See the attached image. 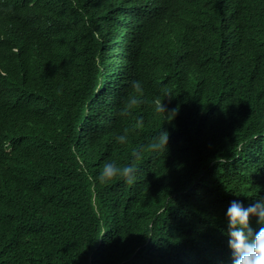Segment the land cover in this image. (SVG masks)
Returning <instances> with one entry per match:
<instances>
[{
	"label": "trees",
	"instance_id": "obj_1",
	"mask_svg": "<svg viewBox=\"0 0 264 264\" xmlns=\"http://www.w3.org/2000/svg\"><path fill=\"white\" fill-rule=\"evenodd\" d=\"M6 1L0 151L10 160L0 162V264H223V203L263 191L264 98L253 109L223 104L218 93L233 77L225 70L245 65L255 74L259 64L253 91L264 88V0H26L18 9ZM75 7H83L77 21ZM117 47L120 72L103 73L98 86L94 58L113 65ZM133 81L142 103L121 116ZM157 98L169 114L155 112ZM192 111L208 112L205 128L228 135L183 145L179 125ZM125 129L128 143L118 144ZM161 130L167 151H145L138 167L152 166L131 186L95 180L106 161L130 163ZM207 240L212 251L199 261Z\"/></svg>",
	"mask_w": 264,
	"mask_h": 264
},
{
	"label": "clouds",
	"instance_id": "obj_2",
	"mask_svg": "<svg viewBox=\"0 0 264 264\" xmlns=\"http://www.w3.org/2000/svg\"><path fill=\"white\" fill-rule=\"evenodd\" d=\"M6 1L7 5H11L14 9H18L23 6L21 0ZM64 2V1H63ZM60 7L66 6L59 5ZM17 7V8H16ZM77 8V7H75ZM83 7L77 8L73 12H69L70 15L77 14L79 17L80 11ZM125 30L128 31L129 21L125 24ZM90 30V29H89ZM91 31V30H90ZM92 32V31H91ZM94 32V31H93ZM93 36L99 39V46L101 47V40L99 32H94ZM130 38V37H128ZM175 39H168L172 41ZM211 37H208L206 42H210ZM219 49H225L226 46L220 43L217 46ZM115 59L106 58L105 62H102L101 57L97 55L94 59L97 64V85H100V79L103 81V73L110 74L109 70L114 69L120 72L119 59L122 56L120 49L115 50ZM264 60V56L261 59ZM232 61V60H231ZM230 61V63H231ZM237 66H241L244 63L241 61H233ZM229 63V64H230ZM255 68V74H250L247 71L246 65L242 68H235L232 70H225V75L233 74L231 81H227L225 78L224 83L218 93L219 100L225 104L232 102L234 104L246 102L250 108L256 109L258 101L264 98V88L253 91L255 86L259 84L262 79L258 77L259 64L253 66ZM264 69V67H263ZM245 70L249 79L252 82H247L244 79L242 71ZM226 77V76H225ZM238 77L239 80L235 81ZM257 78V81H253ZM132 93L124 101V105L119 113L121 116L129 115L132 110L142 103L143 87L139 81L132 82ZM97 95V94H96ZM99 98L101 95H98ZM164 99L157 98L155 103V112L169 114L166 106L163 103ZM264 115V110L259 111ZM85 111L84 116L87 115ZM175 115V111L170 112ZM208 116V112L199 113L187 112L184 113L179 125V138L183 145L189 143H205L211 139L220 141L225 138L229 133V128L219 127L214 132H210L205 128V119ZM82 120L78 122V128L81 127ZM142 121H137V125ZM239 127V126H238ZM241 128V127H239ZM253 138L260 140L258 130H248ZM129 129H125L124 133L115 137L118 144L124 145L128 143ZM169 140V133L167 131H160L157 137H154L147 145L141 146L139 149H133L131 152V161L128 164L120 165L116 161H106L99 171L95 180H99L101 184H106L114 179H122L127 186H131L138 178L147 171L151 166L138 167V161L142 159L143 153L149 151L152 153H163L167 151ZM9 152V149L6 150ZM0 151V162H4V167L9 163V158H3ZM220 163H227L223 158H219ZM3 167V168H4ZM264 169V168H263ZM259 174H262V170ZM89 181L95 182L94 178L89 175ZM262 188V194L260 195H241L227 202L223 203L222 210V223L219 227V232L222 236L223 247L227 252V259L223 264H264V182H258ZM213 242L207 240L200 242L196 249V257L199 261H205L208 259L209 254L212 251Z\"/></svg>",
	"mask_w": 264,
	"mask_h": 264
},
{
	"label": "rangeland",
	"instance_id": "obj_3",
	"mask_svg": "<svg viewBox=\"0 0 264 264\" xmlns=\"http://www.w3.org/2000/svg\"><path fill=\"white\" fill-rule=\"evenodd\" d=\"M8 1V0H7ZM9 1H12L13 2V4L15 5V2L13 1V0H9ZM22 1V3H23V5L25 4V2H26V0H21ZM72 3H73V5H77V2H76V0H72ZM59 5H64V2H63V0H59ZM16 6V5H15ZM17 8V7H16ZM71 17H72V19H73V21H77V18H78V15L75 13V14H72V15H70ZM120 43V42H119ZM118 43V44H119ZM92 102H94V98H93V100H92Z\"/></svg>",
	"mask_w": 264,
	"mask_h": 264
},
{
	"label": "water",
	"instance_id": "obj_4",
	"mask_svg": "<svg viewBox=\"0 0 264 264\" xmlns=\"http://www.w3.org/2000/svg\"><path fill=\"white\" fill-rule=\"evenodd\" d=\"M128 31H129V29H128Z\"/></svg>",
	"mask_w": 264,
	"mask_h": 264
}]
</instances>
